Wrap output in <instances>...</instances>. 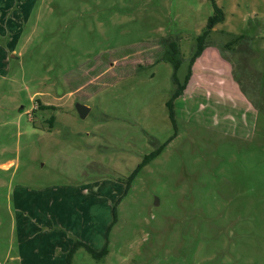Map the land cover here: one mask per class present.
I'll list each match as a JSON object with an SVG mask.
<instances>
[{
    "label": "rangeland",
    "instance_id": "1",
    "mask_svg": "<svg viewBox=\"0 0 264 264\" xmlns=\"http://www.w3.org/2000/svg\"><path fill=\"white\" fill-rule=\"evenodd\" d=\"M2 165V264H264V0H0Z\"/></svg>",
    "mask_w": 264,
    "mask_h": 264
},
{
    "label": "trees",
    "instance_id": "2",
    "mask_svg": "<svg viewBox=\"0 0 264 264\" xmlns=\"http://www.w3.org/2000/svg\"><path fill=\"white\" fill-rule=\"evenodd\" d=\"M222 19H223L222 11L220 9L216 8V14L214 17H212L209 20V25H208L207 30H205L197 38V43L195 46L193 56L190 58V61L188 64V67H189L188 73L185 76L183 82L179 81V78H178V72H179L181 66L184 64V59L182 58V55H181L180 45L177 41H171L169 43H168V41H165L166 50L164 53L163 60H165V61H167L173 65V67H174L173 80H174V84L176 86V89L172 94L171 100L167 103V107L170 111V117H171L173 122H174V117H175L174 101L176 99L183 97L186 94H188L187 89H188L189 82L192 78L193 66H194L195 62L203 56L204 52L210 46V42L208 40V37H209L214 25L217 22H220ZM235 42L228 43L225 47L230 49L234 46ZM39 108H47V107L40 105ZM140 168H142V166H140L139 169ZM77 247H83L95 259H98L103 255H107V253H108L107 248H105L102 252L98 253L85 244L77 243L75 248L67 256V264H72V257H73V254L75 252V249Z\"/></svg>",
    "mask_w": 264,
    "mask_h": 264
},
{
    "label": "water",
    "instance_id": "3",
    "mask_svg": "<svg viewBox=\"0 0 264 264\" xmlns=\"http://www.w3.org/2000/svg\"><path fill=\"white\" fill-rule=\"evenodd\" d=\"M77 111L82 118H85L87 116L88 113L87 107L83 105H77Z\"/></svg>",
    "mask_w": 264,
    "mask_h": 264
},
{
    "label": "crops",
    "instance_id": "4",
    "mask_svg": "<svg viewBox=\"0 0 264 264\" xmlns=\"http://www.w3.org/2000/svg\"><path fill=\"white\" fill-rule=\"evenodd\" d=\"M8 167H9V165H2V166H0L1 169H5V170L8 169Z\"/></svg>",
    "mask_w": 264,
    "mask_h": 264
},
{
    "label": "built area",
    "instance_id": "5",
    "mask_svg": "<svg viewBox=\"0 0 264 264\" xmlns=\"http://www.w3.org/2000/svg\"><path fill=\"white\" fill-rule=\"evenodd\" d=\"M0 264H2V263H0Z\"/></svg>",
    "mask_w": 264,
    "mask_h": 264
}]
</instances>
